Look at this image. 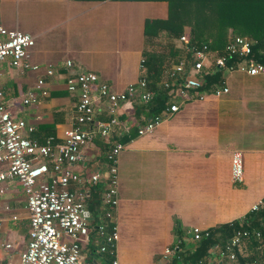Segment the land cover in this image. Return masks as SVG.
<instances>
[{
	"label": "crops",
	"instance_id": "crops-1",
	"mask_svg": "<svg viewBox=\"0 0 264 264\" xmlns=\"http://www.w3.org/2000/svg\"><path fill=\"white\" fill-rule=\"evenodd\" d=\"M167 14L166 0H0V26L33 39L26 61L31 68L19 70L7 60L0 62L4 106L11 117L32 128L23 130V137L39 145L53 137L60 144L64 132L73 126L77 102V92L66 90L68 76L91 72L113 92L136 86L143 79L146 90L154 94L151 102L144 106L130 99L117 111V121L128 129L117 125L106 139L95 135L82 149V160L65 166L80 177L99 173L101 179L87 190L86 216L91 228L79 244L82 263L108 264L110 260L97 252L99 239L92 228L106 224L100 203L108 166L104 156L113 144L120 143L118 203L112 222L118 232L114 255L119 264H240L241 260L264 264L261 235L250 239L259 242L254 260L249 259L252 248L247 241L233 262L217 259L213 251L223 245L216 232L220 227L237 223V229L259 232L253 221L245 226L243 221L264 197V77L239 71L240 59L235 57L216 70L213 61L224 49H207L200 71L203 98L179 97L174 83L180 87L185 77L196 75L186 65L182 74L171 76V66L188 58L178 40L181 35L173 37L152 24L147 26V21H166ZM246 39L253 47L254 42ZM189 46L198 50L203 45ZM171 50L177 53H168ZM150 53L160 55L163 63L148 71L145 61ZM65 61L71 62L70 69ZM48 67L51 76L45 74ZM38 79L43 81L46 96L34 89ZM223 88L225 93H213ZM26 92L34 93L37 102L23 105ZM158 95H162L161 110L175 105L177 111L152 132L139 136L136 126L161 111L153 102ZM105 105L94 104L93 124L111 117ZM81 128L89 130L88 126ZM235 151L242 158L241 183L231 181L230 160ZM51 163L36 159L33 164ZM6 167L0 163V172ZM0 190V264H4L16 261L25 249L28 214L16 180L0 182ZM68 190L74 192L76 186L70 184ZM193 228L208 231L210 236L195 241L190 235ZM174 246L178 247L175 255L163 259V250Z\"/></svg>",
	"mask_w": 264,
	"mask_h": 264
},
{
	"label": "built area",
	"instance_id": "built-area-1",
	"mask_svg": "<svg viewBox=\"0 0 264 264\" xmlns=\"http://www.w3.org/2000/svg\"><path fill=\"white\" fill-rule=\"evenodd\" d=\"M178 40L183 43L184 50H187L188 58L171 66V76L182 74L186 65H190L196 75L185 77L180 87L174 83L177 95L181 98L197 96L198 99H202V93L199 91L203 76L200 75V71L208 56L207 47L203 45L195 50L189 46L184 35ZM32 46L33 39L29 35L19 31H7L0 26V62L7 60L11 68L29 69L31 67L26 61ZM251 54L252 47L249 40L239 36L233 37L224 47L223 55L214 59L213 67L221 70L235 57L240 59L241 64L237 68L239 71L249 76L264 77V63L255 60ZM64 65L68 69L72 66L70 61H65ZM52 73L50 67L45 71L47 76H51ZM42 87L43 81L38 79L34 89L41 96H46ZM65 87L69 93L77 92L73 126L64 132L62 143L55 144L54 138L48 137L41 145L23 137V130L30 132L32 128L26 127L22 120L11 117L4 106L0 89V163L4 162L7 165L6 170L0 172V182L16 180L19 183L28 214L25 249L19 253L16 261H7L4 264H83L79 244L87 237L91 228L90 221L85 215V199L89 187L101 179L99 173H93L88 178L80 177L65 166L82 160V149L91 143L95 135L106 139L117 125H120L124 131L128 129L127 124H121L116 118L117 111L123 103L136 98L146 106L154 95L153 92L146 90L143 79L139 80L136 86L130 85L123 91L113 92L107 84L99 82L96 75L91 72H79L68 76ZM226 91L227 89L223 88L213 93L218 95ZM36 102V96L32 92H26L22 97L23 105ZM97 102L106 103L105 109L111 115L107 122L93 124V106ZM176 111L177 106L168 105L142 125L136 126V134L140 136L152 132L161 120ZM82 126H88L89 130H83ZM122 149V144L115 143L105 153L108 166L105 174V190L101 195L100 203L103 208L102 220L106 224L101 222L92 228L99 239L97 252L110 258L108 264H119L114 255L118 232L112 222L118 203L116 159ZM36 159L49 160L52 162L51 166L34 165ZM230 171L231 181L241 183L243 170L240 152L232 153ZM70 184L76 186V191L68 190ZM263 207L264 197L250 208V213H257ZM190 235L193 240L200 241L208 238L210 233L193 228ZM259 236V232L236 229L226 243L213 247V251L217 259L233 262L236 258L235 249H238L245 240L257 239ZM3 247L7 249L9 245ZM177 250V246L165 248L161 256L167 259L175 255Z\"/></svg>",
	"mask_w": 264,
	"mask_h": 264
},
{
	"label": "trees",
	"instance_id": "trees-1",
	"mask_svg": "<svg viewBox=\"0 0 264 264\" xmlns=\"http://www.w3.org/2000/svg\"><path fill=\"white\" fill-rule=\"evenodd\" d=\"M166 1L168 8L167 20L147 21V26L152 24L157 30H166L168 35L173 37L184 35L189 45H205L207 49L212 51L224 49L233 37H246L254 42L251 56L255 60L264 63V0ZM168 53L175 54L177 52L171 50ZM146 59L145 66L148 71L156 69L158 65L163 63L162 57L158 54L150 53ZM207 81L208 79H206ZM161 96L153 100L158 112L162 109L159 105ZM104 161L107 163L105 156ZM263 217L264 212L262 213V211L254 213L243 221V225L245 226V224L253 221L255 229L260 232L261 239L264 240ZM237 228V223L230 227L218 228L216 232L220 241L223 244L226 243L232 232ZM250 239L244 242L247 241L249 243L248 248H252L249 257L251 261L255 259L254 250L259 242ZM262 254H264V251ZM235 255L239 256L238 249H235ZM240 264H244V260H241Z\"/></svg>",
	"mask_w": 264,
	"mask_h": 264
},
{
	"label": "water",
	"instance_id": "water-1",
	"mask_svg": "<svg viewBox=\"0 0 264 264\" xmlns=\"http://www.w3.org/2000/svg\"><path fill=\"white\" fill-rule=\"evenodd\" d=\"M85 215H87V214L85 213Z\"/></svg>",
	"mask_w": 264,
	"mask_h": 264
}]
</instances>
